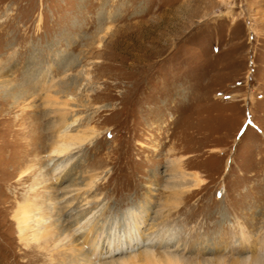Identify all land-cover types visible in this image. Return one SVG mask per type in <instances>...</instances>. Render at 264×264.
Returning <instances> with one entry per match:
<instances>
[{"label":"rangeland","instance_id":"rangeland-1","mask_svg":"<svg viewBox=\"0 0 264 264\" xmlns=\"http://www.w3.org/2000/svg\"><path fill=\"white\" fill-rule=\"evenodd\" d=\"M61 113L90 139L38 185ZM90 211L102 264H264V0H0V264H78L45 235Z\"/></svg>","mask_w":264,"mask_h":264},{"label":"bare ground","instance_id":"bare-ground-1","mask_svg":"<svg viewBox=\"0 0 264 264\" xmlns=\"http://www.w3.org/2000/svg\"><path fill=\"white\" fill-rule=\"evenodd\" d=\"M64 85H66V84L64 83ZM64 87H66V86H63V83H62V85L60 87L61 89L59 88L60 91L62 89H64ZM67 88H68V86H67ZM54 93H57V91ZM61 94H63V93L61 92ZM47 96H49V94H47ZM52 96H53V94H52ZM69 98H71V97H69ZM68 102L69 101L62 102V101H60V99H57V98L56 99L50 98V99H48L47 104L50 105L51 107L52 106L53 107L54 106L66 107L68 105L67 104ZM59 116H60L58 118L59 122L56 123V125L54 126V130H53V132H54L53 139L54 140H53L52 148L50 151V155H51L50 157L53 158V161H52L53 163H51V165L48 166V167L51 166V168L48 171H46L44 174H42V183L39 182L38 185L46 183L50 178L56 179V180H59L60 178H62L61 175L65 172V168H67V165L73 160L74 155L77 154L78 151L80 149H82L81 147L86 142H88V140L90 139L89 136H88L89 139L87 140L85 135L73 133L72 127L76 123V121H72L71 123H68L66 115L64 113H61ZM36 186H37V184H34L33 186L30 187L29 190L33 191L34 188H36ZM68 211H70V210H68ZM70 213H73V211H71ZM93 213L94 212L90 211L85 216H83V217L80 216L78 221L74 225L69 227L70 228L69 230L62 231L61 233L59 232L56 236H53L55 234H53L52 232L51 233L47 232L45 235V237L47 238L46 244L50 247L49 249H52L50 251L51 252L52 251L58 252V251H61L63 249H66V248H68V249L71 248L73 246L72 243L74 242V239L77 236L81 235L82 237H85V239L86 238L88 239L89 236L95 237L94 239H88V242L90 244V245L89 244L88 245L90 246V248H92L91 249L92 252H90L88 257H84V258H78L77 257V258H75V260L73 262L78 261V264H102V263H100V259L105 258L107 255H108L107 257L111 258L112 255L119 254V253L123 252L122 251L123 245H120L118 247L116 246V248H112V247H114V245H116L114 243L115 240L113 238L112 232L107 233V234H105L103 232L101 234L92 235L95 232L94 231L95 225L93 224L94 216H92ZM22 216H23V220L18 219V222L21 224L20 229L25 228V226H26V228L27 227L30 228L27 225L28 219H29L28 215L23 214ZM38 223L39 222H37V224ZM37 226H39V225H37ZM140 226L141 225H139L138 222L133 224L132 232L136 233L138 231V229L140 228ZM40 227L38 228V230L40 229V233L37 234L36 236L42 234V232L45 230V227H41V228ZM135 237H136L137 247L140 245H146V244L149 246H153L154 243H156L155 237H148V240L146 242L144 240H142V237L139 235H135ZM103 248L108 249V252L105 253L103 251ZM111 248L113 249V251ZM70 251H72V249ZM144 252H145L144 254H145L146 260H145V263H143V264H156L158 262V260L155 256V253L153 251L146 250ZM130 260H131V258L130 259L129 258H126V259L120 258V259H117L114 261L107 262L105 264H140L139 263L140 257H138L137 255H134L132 257L133 263H131ZM62 262H64V261H62ZM160 262H162V264H178L176 261V258H172L171 256H168L165 261L162 260Z\"/></svg>","mask_w":264,"mask_h":264}]
</instances>
